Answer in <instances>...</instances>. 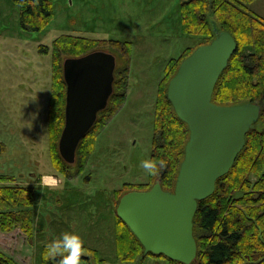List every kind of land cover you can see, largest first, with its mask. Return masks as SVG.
<instances>
[{
	"label": "rangeland",
	"instance_id": "rangeland-1",
	"mask_svg": "<svg viewBox=\"0 0 264 264\" xmlns=\"http://www.w3.org/2000/svg\"><path fill=\"white\" fill-rule=\"evenodd\" d=\"M248 7L264 18V0ZM20 9L14 0H0V142L6 145L0 152V174L16 177L13 184L35 187L36 236L29 239L21 229L13 235L0 231L11 237V249L0 250L19 264H42L43 245L69 230L79 232L84 246L106 259L94 258L92 264H175L161 256L142 258V250L135 260L123 261L117 250L116 208L125 191L133 186L146 190L157 182L141 161L151 159L155 109L167 64L211 36L183 32L180 0H54V16L41 31L22 27ZM62 34L132 43L126 102L98 136L83 173L70 178L52 163V50L40 51L41 45L52 48ZM70 170L78 173L76 167ZM80 264L90 263L80 259Z\"/></svg>",
	"mask_w": 264,
	"mask_h": 264
},
{
	"label": "trees",
	"instance_id": "trees-1",
	"mask_svg": "<svg viewBox=\"0 0 264 264\" xmlns=\"http://www.w3.org/2000/svg\"><path fill=\"white\" fill-rule=\"evenodd\" d=\"M14 1L20 4V21L27 30L45 29L54 16V0ZM253 1L180 0L185 34L211 36L203 43L207 44L215 38L218 30H227L237 41V50L230 57L216 84L213 102L219 105L256 102L262 106L260 117L247 133L246 144L234 165L226 175L218 179L215 192L199 201L194 217L198 254L191 264H264V18L249 9L248 4ZM197 47L193 50L187 47L182 53L184 55L187 52L184 56L170 59L162 79L164 81L160 84L151 154V159L159 162L158 172L155 175L149 174V177L160 181L166 190L176 185L190 137L188 123L179 117L168 97L169 81L182 61ZM104 48L117 54L114 90L107 107L99 112L95 124L81 140L75 162L69 163L59 151V139L65 125L67 89L63 63L68 57H78ZM51 50L53 82L48 111L50 154L56 170L68 178L71 175L76 177L83 173L95 151L98 136L126 102L132 43L62 34L54 40L52 48L40 46L41 52L49 53ZM4 151L6 145L0 142V152ZM73 167L78 169V173L70 174ZM60 173L56 174L60 176ZM15 180L14 176L0 174V229L6 232L21 229L32 239L36 232L33 209L35 190L32 186L13 184ZM131 190L140 188L133 186L123 194ZM117 218L118 225L120 223L118 253L123 261L135 260L139 251L142 250L144 254V245L128 224L118 215ZM198 229L201 231L199 236ZM46 245H43L42 253ZM84 249L80 259H88L90 264L94 258L100 259L99 262L106 260L98 257L96 249L86 246ZM124 250L127 251L126 255ZM90 251L93 252L92 257L88 254ZM0 255V264L12 263V259ZM148 255L165 257L175 264H185L164 254L148 252ZM42 264H45L43 255ZM54 264H60L59 257L55 258Z\"/></svg>",
	"mask_w": 264,
	"mask_h": 264
},
{
	"label": "water",
	"instance_id": "water-1",
	"mask_svg": "<svg viewBox=\"0 0 264 264\" xmlns=\"http://www.w3.org/2000/svg\"><path fill=\"white\" fill-rule=\"evenodd\" d=\"M237 46L229 31L218 30L211 42L182 61L170 80L168 97L190 128L175 188L166 190L157 181L149 189L126 192L117 205V215L139 238L145 254H164L185 264L196 260L194 217L199 201L215 192L218 179L230 171L260 117L259 103L219 105L212 100ZM117 65V56L107 50L64 60L67 89L59 151L67 162H75L81 140L107 107Z\"/></svg>",
	"mask_w": 264,
	"mask_h": 264
},
{
	"label": "clouds",
	"instance_id": "clouds-1",
	"mask_svg": "<svg viewBox=\"0 0 264 264\" xmlns=\"http://www.w3.org/2000/svg\"><path fill=\"white\" fill-rule=\"evenodd\" d=\"M156 159H144L141 165L149 174L158 172ZM42 183H48L47 178L42 177ZM84 240L77 231H64L59 237L49 242L42 253L45 264L49 261L54 264L55 258H60V264H80V257L84 251Z\"/></svg>",
	"mask_w": 264,
	"mask_h": 264
},
{
	"label": "crops",
	"instance_id": "crops-1",
	"mask_svg": "<svg viewBox=\"0 0 264 264\" xmlns=\"http://www.w3.org/2000/svg\"><path fill=\"white\" fill-rule=\"evenodd\" d=\"M45 176H50V174H46V175H44V177ZM42 181V180H41ZM55 181V180H54ZM35 230H36V227H35ZM0 231L3 233V231L0 229ZM16 231H20L19 229H15V230H12V231H9L7 234H12V233H15ZM20 233H22V232H20ZM13 235V234H12ZM36 236V232H35V234H34V236H33V238ZM0 237H2V239H4V240H6V241H4V240H0V248H4V249H6V250H9V249H11V245H10V241H9V238H11V237H8L7 235H2L1 233H0ZM8 238V239H7ZM46 244H48V243H46ZM45 245V244H44ZM0 254H3L5 257H8V258H10V259H12V263L11 264H19V262L13 257V256H10V255H8L6 252H4V251H2V250H0ZM1 256V255H0ZM1 258V257H0Z\"/></svg>",
	"mask_w": 264,
	"mask_h": 264
},
{
	"label": "bare ground",
	"instance_id": "bare-ground-1",
	"mask_svg": "<svg viewBox=\"0 0 264 264\" xmlns=\"http://www.w3.org/2000/svg\"><path fill=\"white\" fill-rule=\"evenodd\" d=\"M77 155V154H76ZM148 254V253H147ZM147 254H145V252H144V254H143V256L142 257H144L145 255H147Z\"/></svg>",
	"mask_w": 264,
	"mask_h": 264
}]
</instances>
